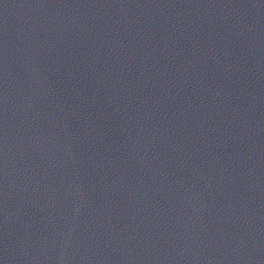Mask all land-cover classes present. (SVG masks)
<instances>
[{"label": "water", "instance_id": "obj_1", "mask_svg": "<svg viewBox=\"0 0 264 264\" xmlns=\"http://www.w3.org/2000/svg\"><path fill=\"white\" fill-rule=\"evenodd\" d=\"M0 264H264V0H0Z\"/></svg>", "mask_w": 264, "mask_h": 264}]
</instances>
